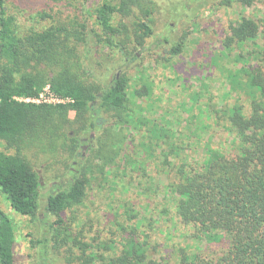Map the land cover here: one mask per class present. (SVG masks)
<instances>
[{
    "label": "rangeland",
    "instance_id": "obj_1",
    "mask_svg": "<svg viewBox=\"0 0 264 264\" xmlns=\"http://www.w3.org/2000/svg\"><path fill=\"white\" fill-rule=\"evenodd\" d=\"M102 1L8 0L7 3L20 32L24 33L44 29L59 20L67 21L82 10L92 16ZM151 7L153 36L146 38L144 46L136 45L132 36L125 41L121 48L128 56L126 62L117 48L92 49L83 44L79 47L78 70L87 83L100 84H110L117 74L127 70L128 92L134 100L129 105L137 108L138 101L145 118H160L158 123L168 133L169 145L154 146L155 156L149 158L146 147L151 145L149 136L154 123L143 125L137 121L130 128L120 129L110 121L111 112L99 113L96 128L80 132L81 137L88 138L82 143L83 157L79 153L73 155L68 135L54 140L53 135L46 133L16 144L0 138V151L12 154L20 149L42 181L38 208L32 216L17 212L0 191V206L14 224L15 264H83L86 254L92 252L96 254L92 264H106L129 244L135 222L141 226V242L148 244V258L166 264H179L183 253L217 259L227 249L229 237L224 230L205 232L182 221L175 207L177 194L168 185L183 161L201 163L212 150L227 155L238 152L234 136L225 126L207 117L202 118L208 121L205 125L200 123L193 97L201 93L200 103H207L214 96L216 106L245 100L243 93L232 90L230 74L246 65L239 59L240 54L247 55L248 50L257 51L260 46L264 49V0H152ZM42 12L47 15L41 17ZM243 17L258 22L259 43L252 46L249 43L246 49L237 47L227 56L223 53L224 41L231 34V26ZM136 21L132 15L116 16L114 23H124L132 35ZM177 42L181 50L173 53L172 47ZM135 53L138 57L131 59ZM257 64L255 61L252 65ZM138 92L142 94L139 100L135 97L140 96ZM69 118L73 123L60 132L80 128L82 118L74 111ZM115 135H128L130 143L117 162L112 163L98 153L112 156L113 152L102 145ZM199 138L202 147L196 148ZM90 144L94 149H89ZM171 147L175 154H169L167 163L165 154ZM82 173L88 178L83 202L59 214L49 211V195L68 189L74 174Z\"/></svg>",
    "mask_w": 264,
    "mask_h": 264
},
{
    "label": "trees",
    "instance_id": "obj_2",
    "mask_svg": "<svg viewBox=\"0 0 264 264\" xmlns=\"http://www.w3.org/2000/svg\"><path fill=\"white\" fill-rule=\"evenodd\" d=\"M7 1L0 0L1 139L16 144L26 138H40L46 133L53 135L54 140L68 135L73 155L79 153L83 157L80 132L95 129L99 113L111 112L110 121L120 129L130 128L137 121L143 125L154 123L152 136H149L151 145L146 144L149 158L155 156L152 152L154 146L169 145L168 133L159 126L160 118H145L138 101H135L137 108L129 105L134 100L128 92L127 70L122 75L117 74L110 84L87 83L78 70L80 45L92 49L102 46L117 48L125 62L128 56L121 48L125 41L132 36L136 45L144 46L146 38L153 36L149 20L152 0H103L95 7L92 16L82 10L67 21L59 20L44 29H30L24 33L20 32ZM39 15L45 17L47 14L42 12ZM131 15L137 19L132 35L124 23H114L116 16ZM259 32L256 20L243 17L231 26L223 53L229 56L237 47L246 49L249 43L258 45ZM180 50L179 42L173 45V53ZM137 57L135 53L131 59ZM239 59L246 65L236 73L231 72L230 77L232 90L243 93L245 100L216 106L214 96L207 103H200L201 93L193 97L200 123L205 125L208 121L202 118L207 117L225 126L233 134L238 152L227 155L212 150L206 153L201 163L183 161L168 185V189L177 194L175 207L184 223H193L205 232L224 230L229 245L217 259L183 253L179 264H264V49L260 46L257 51L248 50L247 55L240 54ZM255 61L257 66L252 65ZM46 84L58 94L73 98L74 102L50 105L19 99L39 95ZM138 95L135 96L137 100L142 96L141 92ZM71 111L82 118L80 128H71L74 132H60L73 123L69 118ZM199 142L200 138L195 142L196 148L202 147ZM129 143L128 135H115L112 141L108 138L102 145L113 152L112 156L102 155L100 151L98 156L116 163ZM89 149H94L93 144ZM173 152L171 147L164 153L167 163H170V155L175 154ZM179 155L177 152L176 156ZM87 183L85 173L74 174L68 189L49 195L48 210L59 214L82 203ZM41 184L38 173L20 149L12 154L0 151V191L17 212L31 216L36 213ZM132 230L129 244L120 254L111 256L106 264H166L148 258V244L141 242L139 222H135ZM15 239L13 220L0 206V264H15ZM38 242L43 243L40 239ZM84 259L83 264H92L96 254H86Z\"/></svg>",
    "mask_w": 264,
    "mask_h": 264
},
{
    "label": "built area",
    "instance_id": "obj_3",
    "mask_svg": "<svg viewBox=\"0 0 264 264\" xmlns=\"http://www.w3.org/2000/svg\"><path fill=\"white\" fill-rule=\"evenodd\" d=\"M20 100L25 102H32L36 104H50V105H63L74 102V99L69 96L60 95L55 92L50 84H46L39 95L33 97H19Z\"/></svg>",
    "mask_w": 264,
    "mask_h": 264
},
{
    "label": "flooded vegetation",
    "instance_id": "obj_4",
    "mask_svg": "<svg viewBox=\"0 0 264 264\" xmlns=\"http://www.w3.org/2000/svg\"><path fill=\"white\" fill-rule=\"evenodd\" d=\"M90 137H92V136H90ZM87 139H88V138H83V141H87ZM83 148H84V147H83Z\"/></svg>",
    "mask_w": 264,
    "mask_h": 264
}]
</instances>
